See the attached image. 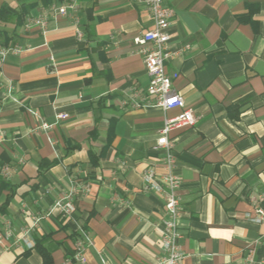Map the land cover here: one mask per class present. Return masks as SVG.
Returning <instances> with one entry per match:
<instances>
[{"label": "crops", "instance_id": "crops-1", "mask_svg": "<svg viewBox=\"0 0 264 264\" xmlns=\"http://www.w3.org/2000/svg\"><path fill=\"white\" fill-rule=\"evenodd\" d=\"M64 2L0 0L26 14L20 27L0 24V47L20 48L0 61V264H43L37 245L49 264H80L71 255L81 232L93 241L84 264H157L164 199L143 190V175L164 172L156 140L179 110L119 105L148 87L132 41L152 20L134 0H77L83 38L66 18L51 20L46 35L25 28ZM163 4L173 12L165 71L196 118L169 134L183 264H264V225L245 219L251 199L264 209V0ZM35 112L52 124L57 113L67 118L33 132ZM75 183L88 191L72 218L45 216ZM37 216L27 249L18 237Z\"/></svg>", "mask_w": 264, "mask_h": 264}, {"label": "built area", "instance_id": "built-area-1", "mask_svg": "<svg viewBox=\"0 0 264 264\" xmlns=\"http://www.w3.org/2000/svg\"><path fill=\"white\" fill-rule=\"evenodd\" d=\"M136 3L144 5L152 20V28L143 31L133 38V45L136 47V53L142 56L144 69L149 78V84L144 93L134 91L124 100L120 101V107L142 108L156 107L167 112L177 109L179 113L175 116H166L163 120V126L159 131L156 140L155 150L163 154L162 166L164 172L157 175L152 168H149L143 175V190L145 192L153 191L163 195L164 199V215L163 228L158 235V246L161 256L157 260V264H183L184 255L181 249V235L178 232V220L181 215V203L179 196V179L173 174L175 165V157L171 149L169 134L171 132L193 127L196 118L193 111L187 109L183 98L173 90L172 80L177 78L173 73L168 75L165 71V63L170 59L167 45L170 40L168 28L170 19L173 16L172 10L166 8L163 0H134ZM78 9L77 0H65L62 5H50L33 18H28L25 28L35 27L42 35H46L49 31L50 21H56L57 18H66L71 21L77 38H83L79 30V20L76 16ZM20 48H2L0 47V61L5 58L8 53H18ZM12 88H8V93ZM38 120V124L33 132H48L57 122L67 118L64 113L55 115V123H47L38 113H34ZM4 133L0 130V141H2ZM122 169H126V162H120ZM0 169V174H2ZM88 191V185L85 183H75L58 198L51 209L45 214L50 215L52 212H58L62 219H71L75 209L76 202L83 197ZM262 198L251 199L253 206V214H245V219L255 224L264 225V209L260 205ZM43 216L31 217V224L25 228L18 242L22 243L25 248L31 249L34 243L31 240V234L39 227ZM6 237L10 236L9 229H6ZM264 242V236L261 237ZM93 246V241L85 237L81 232V237L74 243L71 260L80 264L85 263L84 252L87 248Z\"/></svg>", "mask_w": 264, "mask_h": 264}, {"label": "trees", "instance_id": "trees-1", "mask_svg": "<svg viewBox=\"0 0 264 264\" xmlns=\"http://www.w3.org/2000/svg\"><path fill=\"white\" fill-rule=\"evenodd\" d=\"M25 16H26V14L24 12L15 11L6 5L0 7V24H2V25H5V24H8L11 22V23L15 24L16 28L20 27V25L25 20L24 19ZM0 34H1V30H0ZM75 148H78V147L74 146L73 149H75ZM45 163H47V162H45ZM54 164H55V161L50 162L49 164H47V166H45L46 167L45 169L51 167ZM93 164L95 165L96 162ZM41 165H42V163H41ZM5 212H6V208L4 206H1L0 207V213L4 214ZM37 250L43 259V264H49V262H50L49 254L43 248H41L39 245H37Z\"/></svg>", "mask_w": 264, "mask_h": 264}]
</instances>
